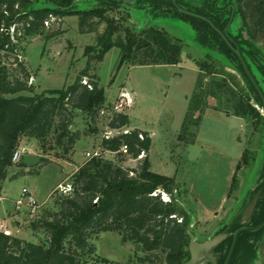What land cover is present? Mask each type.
I'll return each mask as SVG.
<instances>
[{"label": "trees", "instance_id": "1", "mask_svg": "<svg viewBox=\"0 0 264 264\" xmlns=\"http://www.w3.org/2000/svg\"><path fill=\"white\" fill-rule=\"evenodd\" d=\"M46 2L54 9H29V0H0V198L21 137L34 139L43 149L54 145L66 152V144L71 146L79 139V132L69 130L75 112H84L93 120L106 107L99 80L90 72L103 60L107 50L114 47L120 50L119 65L165 66L179 63L183 49L180 40L158 28L145 27L135 31L109 19L106 13L117 6L112 0H98L95 6L76 11H65L71 0ZM174 2L181 9L205 17L220 32L229 24L232 10L230 24L233 21L234 6L228 7L230 17L222 19L226 7L218 9L219 0H215L208 11ZM153 4L155 7L164 5V13L190 22L197 42L209 50L225 53L240 72L237 75L223 67L218 68L209 56L197 63L196 85L189 99L181 140L186 144L194 142L192 129L198 126L203 113L210 107V99L216 103L214 110L218 112L243 119L254 127L263 125L264 116L258 110L264 113L260 97L239 60L216 30L203 20L180 13L169 0H154ZM235 6L250 42L242 33L238 38L232 37L228 32L230 24L227 33L238 45L264 95L247 59V55L252 59L259 55L251 42L258 41L264 34V0H235ZM249 6L252 12L246 15L244 9ZM66 16H76L80 34L96 35V46L100 51L87 55L86 66L72 85L62 91L36 94L29 84L31 73L20 54V44L25 39L43 35L45 22L58 23ZM101 22L105 23L102 33L98 32ZM83 79H86L85 85ZM129 124L126 114H114L107 126L120 132L110 140L102 139L99 145L120 156L136 159L142 155L138 167L125 169L113 161H86L72 175V193L59 196L54 201V210L45 211L30 221L32 234L43 237L41 243L33 244L0 232V264H116L95 255L92 241L105 232L120 235L122 244H134L133 256L125 264H184L189 260V224L185 213L174 201L178 186L171 178L150 170L151 138L139 129L124 133ZM122 146H126L127 155L118 153ZM40 162L46 164L47 160L41 158ZM161 194L167 195L169 200L164 202ZM255 197L258 198L251 215L242 221ZM248 204L243 213L220 231L225 238L210 254L215 258V264L224 263L237 229L257 226L264 221V169ZM259 248H262L264 257V228L258 232L241 233L229 264H253Z\"/></svg>", "mask_w": 264, "mask_h": 264}, {"label": "rangeland", "instance_id": "2", "mask_svg": "<svg viewBox=\"0 0 264 264\" xmlns=\"http://www.w3.org/2000/svg\"><path fill=\"white\" fill-rule=\"evenodd\" d=\"M29 1V9H54L46 0ZM71 1L65 11L86 10L98 2ZM153 1L135 0L127 4L112 0L117 4L116 9L106 15L122 27H130L135 31L155 27L180 40L183 49L179 63L165 66L119 65L120 50L114 47L106 51L103 60L93 66L90 74L99 80L105 106L112 105L122 90L129 93L131 103L120 113L128 116L130 127L149 134L150 170L171 178L178 186L174 201L185 213L188 229L195 240L203 243L223 234L220 231L228 227L249 205L251 193L264 169V124L254 127L243 119L218 112L214 110L216 103L210 99V107L203 113L198 126L192 129L194 142L186 144L181 140L183 121L196 85L197 63L209 56L218 68L223 67L227 72L237 75L240 72L225 53L201 46L190 22L164 13L165 6L155 7ZM176 1L202 11H208L215 2ZM101 6L105 7L103 4ZM229 6H234L235 13L228 32L236 38L242 33L244 39L249 41L236 12L235 0H219L217 8L223 10L226 7L222 19L230 17ZM244 11L246 15H251L252 8L249 6ZM78 27L76 16H66L58 23L49 24L43 35L21 42L20 54L30 70L29 84L34 87V93L66 89L85 68L87 55H95L100 51V47L96 46V35L80 34ZM104 28L105 23L101 22L98 32L102 33ZM251 44L259 55L253 59L247 55V59L264 90V34ZM82 81L86 82V79ZM258 110L264 116L263 111ZM110 117H100L98 114L91 120L84 112H75L69 130L79 132V139L71 146L66 144V152L64 148L54 145L43 149L34 139L20 138L18 149L22 151V156L8 171L0 201V224L9 235L33 244L43 241L42 236L32 234L30 221L45 211L55 209L54 201L59 197L55 192L56 187L71 183L72 175L86 162L85 153L99 146ZM41 158L46 159L47 163L42 164ZM105 160L113 161L125 169L136 168L141 161L112 154H105ZM34 172L36 174H32ZM24 188L37 201L38 207L34 213L26 205L19 210L16 207L15 202ZM161 198L169 200L165 194H161ZM11 217L13 219L8 220ZM13 228L20 232H15ZM92 243L96 256L116 264H125L135 249L133 243L122 244L120 235L115 232L102 233ZM253 264H264L262 248L257 251Z\"/></svg>", "mask_w": 264, "mask_h": 264}, {"label": "water", "instance_id": "3", "mask_svg": "<svg viewBox=\"0 0 264 264\" xmlns=\"http://www.w3.org/2000/svg\"><path fill=\"white\" fill-rule=\"evenodd\" d=\"M123 3H132L135 0H121ZM173 3V5L175 6V8L182 14L187 15V16H191L194 18H198L200 20H203L205 22H207L211 27H213L216 32L222 37V39L225 41V43L228 45V47L231 49V51L235 54V56L237 57V59L239 60L247 78L249 79V81L251 82L252 86L254 87V89L256 90L257 94L260 97V100L262 102L263 108H264V95L262 93V91L260 90L257 82L255 81V79L253 78V76L251 75L245 61L243 60V57L241 56L240 50L238 45L233 41V39L228 35L227 33V28L232 20V16H233V10H232V15H231V19L229 24L227 25V27L224 29L223 32H220L219 30H217L213 24L206 19L205 17H202L200 15H197L195 13L186 11L184 9H181L180 7H178L174 0H169ZM233 9V7H232ZM258 197H255L253 199V201L251 202V204L248 206V208L246 209V211L243 214V218L242 221L246 220L249 218V216L251 215L254 206L256 204ZM264 228V221L257 225V226H252V227H240L239 229H237L232 236V242H231V246L229 248V251L227 253L226 259L224 261L223 264H229V261L231 259V256L233 254L237 239L239 237V235L243 232H258L260 230H262ZM225 238L224 234H220L210 240L204 241L203 243H198L195 240V237L192 233H189V244H188V250H189V255L190 258L187 262H185L184 264H204L205 262H208L210 264H215V260L214 258L210 257L209 255L211 254L213 248L218 245V243H220L223 239Z\"/></svg>", "mask_w": 264, "mask_h": 264}, {"label": "built area", "instance_id": "4", "mask_svg": "<svg viewBox=\"0 0 264 264\" xmlns=\"http://www.w3.org/2000/svg\"><path fill=\"white\" fill-rule=\"evenodd\" d=\"M53 21V20H51ZM49 24H51L50 22H45L44 25L45 27H47ZM82 83L85 85L86 82L82 81ZM131 103V99L129 97V93L124 92V90H122L119 95L117 100L109 106H106L104 109H102L99 112V116H111L113 117L114 114L120 113L122 111L123 108H127ZM111 117L109 119H111ZM127 128L123 130V132H127ZM120 131L116 130V129H110L108 126H106V129L104 130L101 140H110L113 137H115ZM118 153H122L124 155H127V148L126 146H122L120 148V150L118 151ZM105 154H112V155H116V152H110L107 150H104L103 148L100 147V145L95 148L94 150H92L91 152H86L85 153V157H86V161H90L92 159H99V160H105ZM22 156V151L21 150H16L12 156V163L16 164L20 161ZM142 155H139L136 159L141 160ZM73 191V187L71 185V183H67V184H59L56 189L55 192H57L58 196H68L72 193ZM164 202H167L163 199ZM17 209L19 210L20 207H23L24 205H26L29 210L34 213L36 207H38L37 201L35 200V198L32 196V194L27 190V189H22L21 191V195L20 197L16 200L15 202ZM0 232L8 234L6 232V229L4 228V226L2 224H0Z\"/></svg>", "mask_w": 264, "mask_h": 264}, {"label": "crops", "instance_id": "5", "mask_svg": "<svg viewBox=\"0 0 264 264\" xmlns=\"http://www.w3.org/2000/svg\"><path fill=\"white\" fill-rule=\"evenodd\" d=\"M130 125V124H129ZM132 129H135V128H132V127H128L127 128V130H132ZM139 130H141V129H139ZM1 199H2V197L0 198V201H1ZM15 213V212H14ZM11 219H13V217H11L10 219L8 218V220H11ZM8 222V221H7ZM1 223V222H0ZM7 224V223H6ZM14 229V231L15 232H17V233H19L20 231L17 229V228H13ZM26 241H28V240H26Z\"/></svg>", "mask_w": 264, "mask_h": 264}, {"label": "flooded vegetation", "instance_id": "6", "mask_svg": "<svg viewBox=\"0 0 264 264\" xmlns=\"http://www.w3.org/2000/svg\"><path fill=\"white\" fill-rule=\"evenodd\" d=\"M190 256V255H189ZM210 257H212L213 258V256L212 255H209ZM190 258V257H189ZM214 260H215V258H214ZM204 264H210V263H208V262H205Z\"/></svg>", "mask_w": 264, "mask_h": 264}]
</instances>
